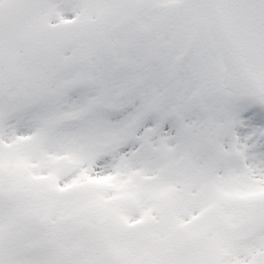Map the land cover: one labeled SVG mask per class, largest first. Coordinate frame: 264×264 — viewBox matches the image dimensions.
I'll return each instance as SVG.
<instances>
[{
	"label": "snow or ice",
	"instance_id": "1",
	"mask_svg": "<svg viewBox=\"0 0 264 264\" xmlns=\"http://www.w3.org/2000/svg\"><path fill=\"white\" fill-rule=\"evenodd\" d=\"M0 264H264V0H0Z\"/></svg>",
	"mask_w": 264,
	"mask_h": 264
}]
</instances>
